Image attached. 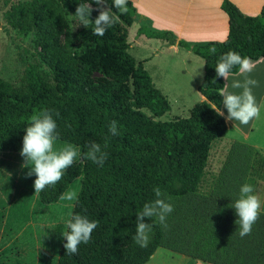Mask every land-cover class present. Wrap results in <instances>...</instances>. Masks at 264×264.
Returning <instances> with one entry per match:
<instances>
[{
	"label": "trees",
	"instance_id": "1",
	"mask_svg": "<svg viewBox=\"0 0 264 264\" xmlns=\"http://www.w3.org/2000/svg\"><path fill=\"white\" fill-rule=\"evenodd\" d=\"M79 3L87 5L86 0H33L6 13L14 29L36 33L50 74L28 67L21 89L0 78V151H20L30 117L44 110L56 120L57 140L78 146L82 153L90 142L100 144L108 154L102 167L80 158L54 187L40 192L43 204L57 203L82 176L72 214L99 221L90 242L79 245L77 254H66L64 239L57 264H147L160 248L163 229L155 217H145L152 231L147 247H140L132 239L137 213L157 199L153 191L157 186L172 196L197 193L212 144L226 135L228 125L206 100L196 104L188 117L160 120L170 113L171 104L143 62L130 53L129 29L138 21L130 0L126 14L107 0L117 20L103 37L93 35L89 25L69 33L64 46H59V28ZM221 9L229 18L225 41L178 45L204 59L199 92L222 109L218 93L225 80L216 76L215 66L229 51L255 62L264 59V7L259 15L250 16L231 0H223ZM98 14L92 11L90 19ZM137 34L176 44L172 33L155 32L145 25ZM213 46L214 54L209 51ZM94 73L108 81L93 84ZM237 73L234 68L233 74ZM113 120L118 122L115 136L109 132Z\"/></svg>",
	"mask_w": 264,
	"mask_h": 264
},
{
	"label": "rangeland",
	"instance_id": "2",
	"mask_svg": "<svg viewBox=\"0 0 264 264\" xmlns=\"http://www.w3.org/2000/svg\"><path fill=\"white\" fill-rule=\"evenodd\" d=\"M31 1L0 0V78L19 89L27 82L28 67L50 74L36 33H21L6 19V13L14 7ZM86 3L91 4L90 0ZM71 15L74 14L70 13L65 25L59 28V46H64L69 33L84 27ZM138 30L139 24L129 29L130 53L139 62H146L156 86L163 68L169 81L177 71L172 53H161L157 58L160 46L146 37L139 42ZM91 79L93 84L108 81L99 73L92 74ZM168 85L177 86L170 82ZM168 99L171 111L161 121L188 117L199 103L194 93L186 107L172 96ZM229 140L222 137L213 142L197 193L172 196L161 192L160 198L171 203L174 211L166 218V229L160 224L161 245L147 264H264V155H237ZM64 144L67 142L57 140L55 147ZM23 164L20 151H0V264H57L64 242L61 233L67 231L65 221L73 212L82 176L67 190L76 193V199L43 204L40 193L34 194L36 176H27L29 169ZM245 183L254 186L261 208L251 234L241 237L235 223L238 217L231 206Z\"/></svg>",
	"mask_w": 264,
	"mask_h": 264
},
{
	"label": "clouds",
	"instance_id": "3",
	"mask_svg": "<svg viewBox=\"0 0 264 264\" xmlns=\"http://www.w3.org/2000/svg\"><path fill=\"white\" fill-rule=\"evenodd\" d=\"M219 2L221 0H217V3ZM92 3L96 5L95 10L99 13L94 20L90 19L93 11L91 4L79 3L75 14L71 16L85 28L92 25V34L103 37L107 29L116 23L117 17L111 13V9L107 6V0H92ZM127 3L128 0H112V7L121 14H126ZM170 50L176 52L179 49L177 46H173ZM209 51L214 54L216 48L213 46ZM256 67L255 61L250 57L241 56L236 51H229L219 57L215 66L216 76L224 78L226 83L219 89L218 94L222 97V105L227 110V115L225 116L224 111L214 101L208 98L205 100L208 107L214 110L216 115L223 117L226 122L234 120L241 125H248L253 119L259 118L264 103H258L253 93V89L259 86V81L251 77V73ZM234 68L238 69V75L243 79H234L229 84V77L233 75ZM117 124L118 122L115 120L109 124V132L114 136L118 135ZM58 135L56 120L49 111L44 110L30 117L29 124L25 128L20 155L24 158L22 167L29 169L26 175L30 177L35 174L36 176L33 184L34 194L46 190L47 187H54L66 174L67 169L80 158L91 160L101 167L107 159L108 154L103 151L100 144L94 141L87 145V151L83 153L78 146L71 143L56 148ZM104 147H107L106 143ZM153 191L157 199L145 203L142 210L136 215V228L132 239L140 247H147L150 239L149 234L152 231V225L145 223L144 218L147 217L150 220L155 217L166 229L168 227L166 218L174 211L171 203L160 198L162 193L158 186ZM60 199L72 201L76 199V193L66 192L61 195ZM231 208L235 210L238 217L235 223L239 226V235L241 237L250 235L261 208V201L254 194V186L248 183L243 184L240 188L239 198ZM65 224L68 231L61 233L66 240L63 247L67 255H74L78 253L79 245L90 242L93 231L99 226V221L90 220L86 215L73 213L65 221Z\"/></svg>",
	"mask_w": 264,
	"mask_h": 264
},
{
	"label": "crops",
	"instance_id": "4",
	"mask_svg": "<svg viewBox=\"0 0 264 264\" xmlns=\"http://www.w3.org/2000/svg\"><path fill=\"white\" fill-rule=\"evenodd\" d=\"M130 1L135 5L138 15V21L134 25L139 24V29L142 25H145L155 32H169L176 38V44L169 45L168 41L163 39H150L145 35L138 36L139 42L145 40L146 37L149 41L157 44L158 47L160 46V48H157L159 49L157 50L159 53H157V58L161 53H172L177 71L168 81L163 68L162 72L164 74L157 76V87L167 98L172 96L183 105L187 104L192 93L197 96L196 101H204L205 98L199 92V87L205 77V61L193 52L179 46L178 43L183 41L194 46L225 41L229 32V18L221 9L223 0L219 3H217V0ZM231 1L244 14L250 16L260 14L264 7V0ZM137 42L138 40H136V44ZM173 46H177L179 50L176 52L171 51L170 49ZM145 63L143 61L144 66ZM256 63L257 67L251 73V77L259 81V86L253 89V93L258 103H264V59ZM145 69L147 70L146 66ZM150 76L152 77L151 74ZM234 79L242 80L243 77L239 76L238 73L233 74L229 77L228 83L231 84ZM169 82L170 84L176 83L177 86H169ZM221 110L224 111L226 116L227 110L223 106ZM227 125L228 131L224 138H230L229 141L233 143L235 154L251 156V154L259 153L264 155V106L261 107L259 118L253 119L248 125H241L234 120L227 121ZM231 132L232 135H230ZM236 149H240V151H236ZM154 257L155 255L151 259Z\"/></svg>",
	"mask_w": 264,
	"mask_h": 264
}]
</instances>
